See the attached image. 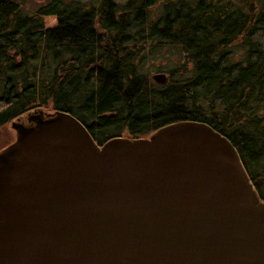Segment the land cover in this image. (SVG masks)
I'll return each instance as SVG.
<instances>
[{
	"label": "trees",
	"instance_id": "obj_1",
	"mask_svg": "<svg viewBox=\"0 0 264 264\" xmlns=\"http://www.w3.org/2000/svg\"><path fill=\"white\" fill-rule=\"evenodd\" d=\"M27 1L0 0V131L10 120L57 111L83 123L98 144L148 137L171 123L205 122L233 144L264 201V0H46L34 9ZM50 17L54 24L46 23ZM163 44L181 51L184 66L159 85L142 66L147 49ZM121 194L56 208L24 237L25 261L211 264L227 238L245 250L238 240L242 220L235 219L236 233L215 227L192 234L178 215L175 235L162 232L169 219L159 215L141 218L126 235L106 233L102 207L120 202ZM215 194L222 206L211 216L227 211L242 218L238 192ZM129 204L143 214L139 202ZM83 218L94 224L82 235ZM49 230L56 240L44 235ZM65 231L67 239L59 235Z\"/></svg>",
	"mask_w": 264,
	"mask_h": 264
},
{
	"label": "water",
	"instance_id": "obj_2",
	"mask_svg": "<svg viewBox=\"0 0 264 264\" xmlns=\"http://www.w3.org/2000/svg\"><path fill=\"white\" fill-rule=\"evenodd\" d=\"M152 80L163 85L167 75L156 73ZM11 127L15 140L0 150V259L7 264H32L22 253L24 237L37 222L59 212L56 208L62 204H66L61 207L64 211L70 203L76 208L89 196L123 195L127 186L136 187L150 176L182 181L188 175L196 177L192 186L167 191L171 207H149L146 214L218 213L222 205L209 188V180L218 181L226 194L238 192L244 199L243 225L238 226L248 228V236L238 238L245 250L225 239L220 256L211 264H245V257L246 264H264V201L233 144L209 124L171 123L148 137L114 136L102 144L83 123L63 111L32 113L27 119L12 120ZM161 195L154 191L152 198ZM238 226H233L235 233ZM49 263L53 264L51 258L37 264Z\"/></svg>",
	"mask_w": 264,
	"mask_h": 264
},
{
	"label": "rangeland",
	"instance_id": "obj_3",
	"mask_svg": "<svg viewBox=\"0 0 264 264\" xmlns=\"http://www.w3.org/2000/svg\"><path fill=\"white\" fill-rule=\"evenodd\" d=\"M46 0H28L26 3V7L30 9L36 8L40 3L45 2ZM55 19L54 18H48L47 24L51 25L54 24ZM237 46H235L236 48ZM236 53H239L238 48H236ZM184 56L181 53L179 49L172 45H162L155 49H147L145 60L143 62L142 71L144 74H147L151 77L152 75L156 73L163 72L167 75V81L170 79L169 71L176 69L178 67L182 68V65L184 66ZM177 76V73L174 72V78ZM0 147L3 146L5 143H8L9 141H13L15 139V130L11 127L10 123H7L3 126V129L0 131ZM2 149V148H1ZM0 149V150H1ZM195 176L194 175H188L184 180L182 181H171L166 178H159L156 176H150L147 177L146 181L140 182V184H137L138 186L132 187L127 186L126 184L124 188L126 187L122 198L119 202V199L114 202L109 199L107 203H105L102 207V211L104 214L102 215V225L104 228V231L106 233H118L120 235H126L129 233L130 230L139 227L140 224H143V221L148 215L147 209L149 207H156L160 208L165 206L171 207L172 204L169 203L170 195L167 194V191L173 187H179V188H188L192 186L195 182ZM208 178V177H207ZM206 179V178H205ZM212 187V192L219 193V194H225V186H223L218 181H211L209 180V188ZM154 191H161L164 195H161L157 197L156 199L152 198V195ZM98 197L97 196H89L86 197V200L90 203H96ZM133 202L135 207H138V202L142 208L143 214L142 215H135L131 210H128L127 207L130 205V202ZM119 202V203H118ZM204 205H201L200 208H204ZM192 208H198V206H192ZM146 211V212H145ZM232 215H216V216H209L208 214L204 215H196L194 214V211H191L190 214H188L185 217V221L183 223V229H185L188 232L196 233V232H205L208 229L212 230L215 227H218V229H221L225 232L232 230L233 226L231 224H235L230 221V219L235 220H242L240 216L231 213ZM144 216V217H142ZM89 217V216H85ZM161 218L169 219L167 222L163 225V233L168 235H175L177 234L181 227V221L180 219H177L176 217L171 216H161ZM174 220H179L175 222ZM94 224L92 220H89L87 218H83L80 221V227L82 235L89 232L91 230V225ZM248 228L244 227L243 234L247 235ZM55 230H49L47 233L45 232L44 235L48 238H53V240H56L55 237ZM62 237H65L67 239L68 237V231L62 232L59 234ZM254 235L256 233L254 232ZM257 236V235H256ZM37 249V248H35ZM0 264H7L5 260L0 259ZM16 264V263H14ZM33 264H37L34 262ZM51 264V263H49Z\"/></svg>",
	"mask_w": 264,
	"mask_h": 264
},
{
	"label": "flooded vegetation",
	"instance_id": "obj_4",
	"mask_svg": "<svg viewBox=\"0 0 264 264\" xmlns=\"http://www.w3.org/2000/svg\"><path fill=\"white\" fill-rule=\"evenodd\" d=\"M11 122H12V120H10L8 123H10V125H11ZM13 141H9L8 143H5L3 146L0 147V149L6 147L7 145H9L10 143H12Z\"/></svg>",
	"mask_w": 264,
	"mask_h": 264
}]
</instances>
